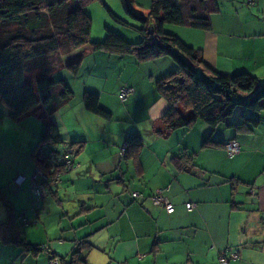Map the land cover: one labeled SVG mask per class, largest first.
I'll return each mask as SVG.
<instances>
[{"label":"crops","instance_id":"crops-1","mask_svg":"<svg viewBox=\"0 0 264 264\" xmlns=\"http://www.w3.org/2000/svg\"><path fill=\"white\" fill-rule=\"evenodd\" d=\"M97 1L87 2L85 11L90 13L88 5ZM99 1L119 13V0ZM218 1L210 30L164 29L198 48L216 71H244L264 81V0ZM128 3L135 14L146 16L151 0ZM124 37L139 39L138 34ZM86 47L58 55L60 66L78 60L82 67ZM109 54L110 60L122 56L120 71H110L113 80L109 71L85 81L79 71L75 76L59 67L53 71L72 96L50 115L38 104L12 120L1 102L0 189L31 248L0 241V264H48L51 257L70 264L78 247L87 264H222V251L237 253L229 264H264V111L258 113L257 126L242 131L226 124L212 128L200 119L189 128L169 129L162 119L168 102L156 80L171 72L166 70L173 69L172 63L163 56L137 61L132 54ZM33 75L38 79L39 71ZM122 84L134 88L123 102L118 97ZM85 91L97 94L108 118L85 108ZM177 109L185 119L192 116L191 110ZM237 112L227 122L235 125ZM43 115L56 124L62 142H75L79 167L48 185L42 203L34 207L27 177L36 164ZM131 133L140 136L139 146H126ZM231 138L240 150L228 156L224 145ZM18 174L26 178L17 185ZM158 190L170 199V209L149 198ZM131 191L144 197L134 199ZM0 205L1 222L8 216Z\"/></svg>","mask_w":264,"mask_h":264},{"label":"trees","instance_id":"trees-1","mask_svg":"<svg viewBox=\"0 0 264 264\" xmlns=\"http://www.w3.org/2000/svg\"><path fill=\"white\" fill-rule=\"evenodd\" d=\"M90 1L0 0V102L7 107L10 119L18 120L38 104L44 106L46 115L64 105L72 91L62 79L52 77L53 71L60 66L58 55L87 44L93 51L132 54L137 61L169 56L177 63V69L156 80L159 93L168 102L162 119L169 129L189 128L197 119L212 128L226 124L237 131L258 125V113L264 111V81L244 71L232 75L216 71L205 63L198 48L187 45L164 29L168 23L210 30V14L219 10L218 0H151L146 16L135 14L129 0H119L124 12L138 23L136 26L106 6L114 21L135 29L139 39L134 42L108 28L103 40L92 42V21L84 9ZM150 25L153 26L152 34L148 32ZM53 56H56L54 61L51 60ZM79 65L77 60L67 67L76 72ZM35 69L39 70V78L34 87L25 74ZM55 85H60V90L53 96ZM52 99L55 101L51 102ZM83 101L90 112L109 117V112L99 106L97 94L85 91ZM177 106L191 110L192 116L183 118ZM236 109L239 121L233 125L227 120ZM39 141V147L62 142L56 124L49 122L45 115ZM139 145L137 133L127 135V147ZM174 159L179 163L177 157ZM0 202L5 205L8 216L0 222V241L22 245L23 250L31 248L24 242L15 220L17 217L6 205L1 189ZM70 264H87L81 247L72 252Z\"/></svg>","mask_w":264,"mask_h":264},{"label":"built area","instance_id":"built-area-1","mask_svg":"<svg viewBox=\"0 0 264 264\" xmlns=\"http://www.w3.org/2000/svg\"><path fill=\"white\" fill-rule=\"evenodd\" d=\"M134 92V88L128 84H122L119 88L118 97L120 101H125L129 95ZM225 150L228 156H233L240 150V144L235 138L229 139L225 145ZM76 147L72 143L57 142L54 144H43L38 147L34 153L35 166L33 171L27 177L29 180L30 190L33 199L34 207H38L46 194L48 185L56 184L61 181V176L64 172H69L79 167V162L75 158ZM26 178L25 175L18 174L15 179V184H20ZM131 196L134 199H140L144 196L138 191H131ZM156 206L170 209L172 203L168 196L162 190H158L149 197ZM192 204H189L191 208ZM42 248H47L45 245H40ZM237 257V253H228L222 251L219 254V260L222 264H229V259ZM57 257H51L48 264H59Z\"/></svg>","mask_w":264,"mask_h":264},{"label":"rangeland","instance_id":"rangeland-1","mask_svg":"<svg viewBox=\"0 0 264 264\" xmlns=\"http://www.w3.org/2000/svg\"><path fill=\"white\" fill-rule=\"evenodd\" d=\"M118 5H120V7L118 9L119 13L114 11V8L111 5H109L108 8L115 15H118L119 17L125 19L129 24L135 25V26L138 25V23L136 21H134V19H132L130 16H128L124 12L120 2ZM88 6H89L88 8H90V10H89L90 13H88V15L91 17V21H92L91 33H90V40L92 42H99V41L103 40L105 37V34H106V28L120 34L123 37L125 35H128V34L137 35V32L135 31V29L132 26H126V25H123L121 23L114 21L113 18L108 13L107 8L99 0L97 2H91ZM165 25L168 26V25H175V24H168L167 23ZM120 30L127 32V34L123 35L122 33H120ZM124 38L127 39V37H124ZM90 48L91 47L89 45H87L85 52L83 54L81 52V55H80V57L83 58V60H82L83 65H82V67H79V69H78L79 74H80L78 77H80L82 79V81H85L87 78H89V76H91V78H89V79H94L97 76H99L100 74L103 76L104 74L107 73L106 71H109V74H110L109 76H111V74H112V73H110V71H120L121 66L118 64V61L120 59H122V56H121V58H112L110 60V59H108V55H111V54H109V52H106V51L104 52V50L93 51ZM90 53H97V54H95V55L93 54L92 56H89ZM112 57H115V56H112ZM163 57L165 59H167L168 61H170V63H172V66H173V69H169L166 71H173V70L177 69V67H178L177 63L171 57H169V56H163ZM113 59H115L116 61ZM32 71H39V70L35 69ZM57 71H61V72L66 71L67 73H70L72 76H75V72H72L70 70V68H68L67 66H64V67L59 66V69ZM57 71H56V73H57ZM30 73L31 72H27L26 79L28 81H30L31 83H33V86L35 87L36 86L35 83H36L37 78L34 75L30 76ZM57 74H59V72ZM112 77H114V76H111V80H113ZM57 87L59 88L58 90H60L59 85H55L54 88L52 89L53 94L55 92V89H57ZM0 104H1V102H0ZM238 112H239V110H238ZM2 208L3 207L0 205V217L3 216V212H1Z\"/></svg>","mask_w":264,"mask_h":264},{"label":"water","instance_id":"water-1","mask_svg":"<svg viewBox=\"0 0 264 264\" xmlns=\"http://www.w3.org/2000/svg\"><path fill=\"white\" fill-rule=\"evenodd\" d=\"M148 32H149V34H152L153 33V26L152 25H150L148 27Z\"/></svg>","mask_w":264,"mask_h":264}]
</instances>
